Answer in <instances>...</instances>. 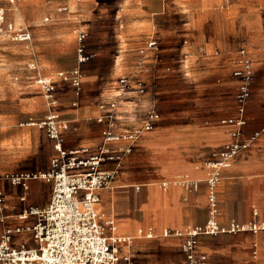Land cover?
<instances>
[{
	"label": "crops",
	"instance_id": "crops-1",
	"mask_svg": "<svg viewBox=\"0 0 264 264\" xmlns=\"http://www.w3.org/2000/svg\"><path fill=\"white\" fill-rule=\"evenodd\" d=\"M44 1L31 0L36 4ZM93 2L98 6H94ZM68 4L80 7L81 16L85 19L99 15L107 18L102 23L103 27L97 28L99 23L83 22L81 29L88 32L87 51L94 55L90 62L95 61L104 49L119 47L113 55L114 64L120 71L115 80L101 88L97 104L93 107L82 105L86 99L82 81L83 91L77 104L74 103L77 99L74 92L69 110L63 109L60 89L72 86L58 80L57 110L70 122V129L65 133L68 148L95 146L101 141L104 127L96 121L100 114L101 96L116 86L120 75L135 68L140 60L139 50L151 37L158 41L156 57L152 54L147 61L150 69L144 77L147 94L128 95L127 98L132 99L137 108L147 106L156 99L161 119L134 144L131 154L127 155L114 175L111 187L102 193L99 212L105 214L106 221L112 219L111 216L116 219V234L133 237L130 247L123 248V252L131 255L135 264H142L140 256L147 247L157 249L145 252L152 257L148 264H168L167 258L172 254L169 248H178L182 258L179 262L185 264L183 238L164 237L163 231H185L207 222L209 202L206 179L210 163L233 140V126L222 123L225 116H221L222 104L217 97L212 99L215 106L204 105L193 88H211L216 95L224 88L223 92L233 88L232 70L241 48H232L239 30L251 39L253 52L250 49L248 52L253 61L256 62L257 58L264 62V0H68ZM17 14L21 16L20 9ZM119 21L123 26H118ZM58 32L63 36L70 35L67 31ZM104 60L105 57L100 58L99 63ZM197 65L203 68L202 72L197 70ZM82 72L88 81L98 76L90 70ZM228 75L229 80H226ZM132 104L121 102L118 110L123 119L121 124L135 125L133 113L127 112L132 110ZM235 115L234 96V112L224 119ZM89 131L92 136H88ZM74 132L78 134L74 136ZM261 140L262 143H259ZM50 163L51 160L46 168L0 170V173L33 174L47 170ZM114 169V163L104 165V170L108 172ZM258 176H264V134L236 158L231 168L224 171L218 184L219 222L224 226L232 221L241 225L253 223L261 229L256 233L243 231L200 237L197 251L208 255L209 264H264V189L258 186L261 181L264 188V180L251 178ZM237 177L242 180L237 181ZM34 181L43 182L48 189L46 203L38 205L42 207L48 203L51 184L30 180L27 183V201L22 206L13 204L17 211L35 205L32 200L42 195V192L37 194L33 190L44 189L34 186ZM242 181L248 187L236 189L237 183ZM0 188L7 189L8 193H12L9 189H25L8 182H2ZM125 200L128 209L137 208L139 211L134 226H130L129 219L116 217L118 203ZM2 229L3 226L0 233ZM139 229L152 231L155 235L151 238L137 236ZM145 240L150 241L142 244Z\"/></svg>",
	"mask_w": 264,
	"mask_h": 264
},
{
	"label": "built area",
	"instance_id": "built-area-1",
	"mask_svg": "<svg viewBox=\"0 0 264 264\" xmlns=\"http://www.w3.org/2000/svg\"><path fill=\"white\" fill-rule=\"evenodd\" d=\"M20 0H0L14 6ZM66 8H60L63 12ZM9 34L21 41H30L32 33L28 28L15 30L7 22L6 8L0 5V35ZM88 32L78 33V68L73 75L60 73L57 78L39 73L34 82L48 107V115L38 125L44 129L53 142L55 154L45 171L33 174L0 173V184L22 186V203L27 201L30 180H43L51 184V195L45 206L29 205L20 211L14 206L7 210V196L0 188V264H135L134 259L123 248L129 247L133 237L115 234L116 219L100 214L102 193L108 190L134 144L146 132L151 131L161 119L159 103L154 99L149 105L139 107L128 95L144 96L148 92L144 77L149 73L147 61L152 54L156 57L158 41L151 37L139 50L140 60L135 68L120 75L116 86L105 92L99 103L100 114L96 121L103 125L101 141L95 146L68 148L65 133L70 122L58 112L56 98L58 80L71 84L77 99L83 91L82 65L90 62L94 55L87 51ZM187 44V43H185ZM34 69L37 67L34 66ZM232 77L237 82L235 94L236 115L223 119L222 123L233 126L232 141L210 163L206 183L208 186L209 218L203 225L189 227L185 231L164 230V237L183 238L182 251L185 264H209L208 255L197 251L202 236L235 234L243 231L256 233L261 228L256 224L241 225L232 221L228 226L219 220L218 184L224 171L232 167L236 158L252 146L264 134V126L252 135H246L248 127L247 109L251 100V88L255 81L254 61L246 48H241L234 60ZM131 103L132 119L135 125L121 124L118 113L121 102ZM134 108V109H133ZM125 144L124 146H118ZM114 163L113 171L104 170V165ZM13 212V213H11ZM15 218L21 223L8 224ZM139 236L154 237V232L139 229ZM28 235V236H27ZM32 240L33 244L19 242Z\"/></svg>",
	"mask_w": 264,
	"mask_h": 264
},
{
	"label": "rangeland",
	"instance_id": "rangeland-1",
	"mask_svg": "<svg viewBox=\"0 0 264 264\" xmlns=\"http://www.w3.org/2000/svg\"><path fill=\"white\" fill-rule=\"evenodd\" d=\"M92 4L98 6L96 2ZM0 5L6 8L7 22L12 24L15 30L28 28L32 33L30 41L18 40L15 36L7 33L0 35V170L46 168L54 154V148L44 129L32 124L44 120L48 115L47 103L39 94L34 80L39 73L52 75L55 78L60 73L73 75L78 68L77 38L82 24H84L83 22H87L86 24L90 22L99 23L97 27L99 28L104 26L102 23L106 22L107 18L99 15L97 18L85 19L81 16V8L70 6L68 0H45L41 4H36L31 2V0L25 1L23 5H19L21 16L17 14L14 6H9L6 3H0ZM60 8H66V10L60 12ZM121 9L119 8V10ZM118 26H123L121 21H119ZM57 29L70 32V35L63 36ZM242 47L252 51L249 35H246L243 30H239L236 34L235 46L232 49L236 50ZM118 48L116 47L114 50L104 49L95 61L86 63L84 67L82 65V70L85 69L86 72L90 70L98 75L91 81H88L84 75L81 77L85 86L84 97L86 98L82 103L83 107L96 106L101 88L104 85H109L110 81L115 80L120 74L118 67L114 64L115 55H113L115 50H119ZM102 57H105V60L99 63ZM255 60L256 77L251 88V100L247 109L248 127L246 128V135L248 136L264 126V62L259 61L257 58ZM34 66L37 69H34ZM195 67L202 72V67L199 65ZM186 68L184 71L187 70ZM225 78L229 80V75ZM194 79L196 80V78ZM231 82L233 88L230 87L223 92L224 88L217 95L212 92L211 88L196 87L197 89H193L197 90L195 94L205 103L204 105L215 106L212 99L217 97L222 104L221 109L223 112L221 116L226 118L234 112V96L237 92V82L234 79ZM62 90L60 89L62 103L64 104L62 106L63 109H68L74 97V89L69 87L65 89L66 91ZM77 134L78 132H74V136ZM88 136H92L91 131L88 132ZM259 143H262V140ZM251 178L264 180V176ZM236 179L237 181L242 180L240 177ZM259 183L260 189H264L261 186L263 185L261 181ZM33 185L37 188H44L33 189L38 192L37 194L42 192L41 196L32 200L33 204L35 206L45 204L48 191L46 189L47 185L41 181H34ZM246 187L248 185H245V182L243 183L242 181L237 183L236 189H246ZM4 190L8 202L7 210L11 211L13 204L16 203L20 206L23 205L20 200L23 189H9L12 193H8L7 189ZM117 209L116 217L129 219L130 226L135 225L139 216L137 208L128 209L125 200L118 203ZM14 222H17L15 218L8 219V224ZM17 224L24 223L18 221ZM150 240H145V243L142 242V244H146ZM19 242L33 244L32 240L29 239H20ZM150 250L156 251L157 249L156 247H147L142 250L143 253L140 256L142 264H148V261L152 259V257L148 256V253H145ZM169 252L172 254L167 258L168 264H180L182 258L178 248H169ZM133 255L136 256L137 254L133 253Z\"/></svg>",
	"mask_w": 264,
	"mask_h": 264
},
{
	"label": "bare ground",
	"instance_id": "bare-ground-1",
	"mask_svg": "<svg viewBox=\"0 0 264 264\" xmlns=\"http://www.w3.org/2000/svg\"><path fill=\"white\" fill-rule=\"evenodd\" d=\"M24 1H26V0H20V1H18V2H16V4L14 5V8H15V10L16 11H18L19 10V5L22 3V2H24ZM107 220V219H106ZM117 224H115V234L118 232L117 231V226H116ZM117 231V232H116ZM139 231V230H138ZM138 231H137V236H139V233H138ZM117 235V234H116ZM131 245V244H130ZM130 247V246H129Z\"/></svg>",
	"mask_w": 264,
	"mask_h": 264
}]
</instances>
